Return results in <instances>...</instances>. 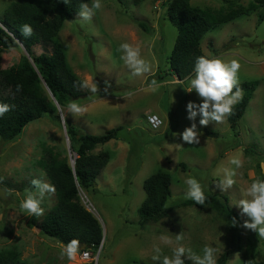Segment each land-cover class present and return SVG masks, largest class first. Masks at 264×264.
Segmentation results:
<instances>
[{
	"label": "rangeland",
	"instance_id": "374dc122",
	"mask_svg": "<svg viewBox=\"0 0 264 264\" xmlns=\"http://www.w3.org/2000/svg\"><path fill=\"white\" fill-rule=\"evenodd\" d=\"M17 1L0 0L1 19ZM168 1L102 0L103 7L90 21H82L78 14L65 21L55 42L64 50L74 74L83 82L95 83L98 91L93 94L83 87L88 95L76 99L87 107L82 116H73L68 111V102L63 108L58 105L55 113L28 124L16 140L5 142L0 137V181L9 194L6 200L0 198V252L13 253L29 264H157L152 260L154 247L159 246L163 255L171 256L176 246L175 236L183 233L181 243L194 254L202 256V248L209 245L219 248L216 260L222 253L229 252L227 264H243V252L237 247L247 245L250 230L243 227L248 218L241 215L236 204L242 198L241 189L255 179H264L261 166L264 164V7L212 29L201 43L210 58L223 57L240 62V84L259 80L253 99L234 131L229 118L220 124L210 122L207 126L200 125V115L195 121L188 119L187 104L201 101L194 91L185 90L194 74L180 80L170 71L169 58L178 27L168 16ZM235 2L246 7L251 0ZM86 3L91 6V0ZM191 3L214 12L238 8L224 0H191ZM140 22L149 30L146 31ZM124 42L141 48L142 56L152 64L151 73L142 77L131 74L121 59L120 44ZM31 51L35 56L51 55L53 45L41 42ZM27 54V48L20 42L15 47L3 49L0 69L18 66ZM153 79L159 85L156 91L148 88ZM174 80L178 82L171 83ZM106 82L110 84L107 90ZM36 89L51 97L43 79ZM150 113H157L163 119L160 128L150 126L147 121ZM62 118L92 134L121 128L119 139L92 151H107L111 158L97 177V185L80 192L81 201L96 215L103 230V240L96 251L97 262L85 261L82 247L76 260L70 262L61 255L66 244L29 227L32 216L20 208L25 190L32 187L31 180L40 178L52 184L40 164L46 149H51L59 160L73 163L67 124ZM193 122L201 138L199 144L190 145L174 133H183ZM236 153L242 156L244 167L238 170L237 184L222 191L217 185L223 173L218 169L231 167L228 160ZM157 172L169 173L172 178V196L167 204L170 213L159 222L143 226L139 210L147 197L144 183ZM190 176L202 183L205 194L229 197L230 205L242 217L238 225L241 240L233 238L227 223L210 206L181 204L186 199L185 180ZM6 182L12 186L6 187ZM57 203L55 192L45 199L42 205L45 213L39 219L42 220ZM161 235H168L173 244H163L159 239ZM256 249L257 260L264 263V239L258 235Z\"/></svg>",
	"mask_w": 264,
	"mask_h": 264
},
{
	"label": "trees",
	"instance_id": "16d2710c",
	"mask_svg": "<svg viewBox=\"0 0 264 264\" xmlns=\"http://www.w3.org/2000/svg\"><path fill=\"white\" fill-rule=\"evenodd\" d=\"M224 1L231 2L238 8L214 12L193 6L191 0L168 1V16L178 27V36L169 58V65L171 73L180 80L194 74L197 57L207 56L201 43L209 31L264 7V0H251L246 7L235 0ZM86 2L87 0H69L68 3L64 0H19L12 3L5 11L4 17L0 18V56L3 49L15 47L20 42L25 45L32 58L31 60L24 56L18 66L0 69V103L14 106L11 111L0 117V137L5 142L19 138L24 128L34 120L48 113H55L58 105L63 108L68 102L88 95L81 87L82 79L69 67L64 50L55 42V37L63 29L65 21L78 14L81 3ZM24 24L33 28L30 37L24 36L20 31ZM139 24L146 31L149 30L144 22ZM41 42L53 45L51 55L32 54L31 48ZM41 79L55 99L52 95L50 97L36 89ZM17 85L21 86V91H17ZM258 86L259 80L239 84L245 91L243 99L235 106L234 114L228 117L234 131H237ZM65 121L74 162L59 160L51 149H46L40 164L55 186L58 203L42 220L32 216L28 226L37 228L41 233L64 244L78 239L80 247L86 245L85 249L96 253L103 240L102 226L96 215L81 201L80 192L94 188L97 177L111 158L107 151H92L99 145L119 139L121 128H111L104 134H92L68 122L67 118ZM6 184L8 188L12 186L10 182ZM144 187L147 197L139 210L143 226L159 222L169 215L170 208L167 204L172 196V178L169 173L157 172L145 180ZM206 196L208 199L204 205H197L190 199L183 200L181 204L200 208L210 206L227 223L233 238L241 240L238 225L242 222V217L230 205L229 197L218 193ZM256 235L250 230L247 245L237 247L243 252V264H264L257 260ZM184 259L185 264H193L188 258ZM228 260L229 252H224L217 259V264H227ZM0 264L29 263L22 262L13 253L0 252Z\"/></svg>",
	"mask_w": 264,
	"mask_h": 264
},
{
	"label": "clouds",
	"instance_id": "9594fccd",
	"mask_svg": "<svg viewBox=\"0 0 264 264\" xmlns=\"http://www.w3.org/2000/svg\"><path fill=\"white\" fill-rule=\"evenodd\" d=\"M68 3L69 0H64ZM103 7L102 0H91L88 3H81L79 18L82 21H90L97 10ZM20 31L26 37L33 34L31 25L24 24ZM120 51L123 53L121 59L129 68L131 74L142 77L152 72V64L141 54V48L128 42L120 44ZM241 64L237 59H226L223 57L210 58L199 56L196 58L194 66V76L190 79L187 92H195L200 98V103L189 102L187 104L188 119L195 121L198 115L201 116L200 125L207 126L210 122L223 123L234 114L235 106L243 99V89L239 87V72ZM178 81H171L177 83ZM110 86L106 82V88ZM81 87L88 88L93 94L97 93L98 87L95 83L84 81ZM159 87L156 80H152L148 85L151 91H156ZM17 85V91H21ZM13 105L0 103V117L11 111ZM68 111L73 116H82L87 112V107L73 100L67 105ZM182 136L184 142L188 144H199L201 133L197 124L193 122L183 133H174ZM228 164L231 167H223L218 171L223 173V179L217 185L222 191L232 188L237 184L235 179L238 170L244 167V160L239 153L232 155ZM264 167V164L261 165ZM187 186L185 198L193 200L197 205H204L208 199L202 183L193 176L185 180ZM32 187L25 190V198L21 201L20 208L29 216H43L45 208L42 206L46 198L55 194V186L44 179L36 178L31 180ZM242 198L236 206L241 209V215L248 219L244 221L243 227L255 232L259 238L264 239V179H255L244 189H241ZM160 241L165 245H172L173 241L168 235H161ZM183 233L175 236L176 246L172 248V255H163L159 246L154 247L152 260L157 264H185L184 257L193 261V264H217L216 256L219 248L205 245L202 248L203 255H196L191 248H186L181 242ZM80 250V241L73 239L63 248L61 255L66 256L70 262H74ZM87 255V253H85Z\"/></svg>",
	"mask_w": 264,
	"mask_h": 264
},
{
	"label": "built area",
	"instance_id": "2783aa9c",
	"mask_svg": "<svg viewBox=\"0 0 264 264\" xmlns=\"http://www.w3.org/2000/svg\"><path fill=\"white\" fill-rule=\"evenodd\" d=\"M147 121L153 129H158L163 125V119L157 113H150L147 115ZM87 253V255H85ZM82 258L85 261H98V254L94 253L91 249L82 250Z\"/></svg>",
	"mask_w": 264,
	"mask_h": 264
},
{
	"label": "water",
	"instance_id": "95a60500",
	"mask_svg": "<svg viewBox=\"0 0 264 264\" xmlns=\"http://www.w3.org/2000/svg\"><path fill=\"white\" fill-rule=\"evenodd\" d=\"M28 57L32 60V58H31V56H30V54H29V52H28ZM51 93V92H50ZM52 95V94H51ZM52 97H53V99H55V97L52 95ZM56 101V100H55ZM62 120H63V123H65V119L64 118H62ZM66 135H67V138H68V141L70 142V138H69V135H68V133H67V130H66ZM73 162H74V160H73ZM97 185V184H96ZM0 198L2 199V200H6V199H8L9 198V194H8V190L5 188V187H3L1 184H0ZM91 211V210H90ZM86 248V245H83L82 246V250H84Z\"/></svg>",
	"mask_w": 264,
	"mask_h": 264
}]
</instances>
